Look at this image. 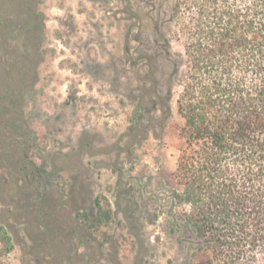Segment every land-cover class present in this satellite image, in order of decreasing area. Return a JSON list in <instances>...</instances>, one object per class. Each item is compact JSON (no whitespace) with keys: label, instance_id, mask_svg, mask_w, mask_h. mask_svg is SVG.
I'll list each match as a JSON object with an SVG mask.
<instances>
[{"label":"rangeland","instance_id":"374dc122","mask_svg":"<svg viewBox=\"0 0 264 264\" xmlns=\"http://www.w3.org/2000/svg\"><path fill=\"white\" fill-rule=\"evenodd\" d=\"M37 4L42 21L36 32L37 65L20 87L11 125L28 134L27 155L37 165L46 162L53 168L50 180L41 174L33 188L40 190L41 180L51 187L54 217L61 224L70 216L71 184L77 177L83 210L94 198L102 210H111V230H102V248L93 253L95 264H194L193 239L176 231L180 208L173 205V187L167 182L178 155L175 128L182 122L175 109L177 89L169 103L170 119L148 124L150 114L142 112L134 120L137 104L144 107L152 95L161 99L165 95L170 66L152 21L166 6L165 0H38ZM9 37L1 23L4 100L6 81L13 80L12 73L17 75ZM171 46L181 51L178 42ZM150 70L158 82L155 93ZM3 106L0 101V121ZM162 107L160 103L153 118L163 117ZM6 126L3 120L0 140L9 135ZM5 150L0 146V189H16L24 182L5 165ZM28 194L33 196L31 190ZM22 221L26 218L15 216L8 222L17 234L8 262L36 264L41 258L35 247L39 231L19 225Z\"/></svg>","mask_w":264,"mask_h":264},{"label":"trees","instance_id":"16d2710c","mask_svg":"<svg viewBox=\"0 0 264 264\" xmlns=\"http://www.w3.org/2000/svg\"><path fill=\"white\" fill-rule=\"evenodd\" d=\"M37 2L0 0V24L27 41L42 29ZM165 2L152 21L170 66L162 121L175 89L182 120L167 179L176 231L193 239L194 264H264V0ZM13 250L0 223V264Z\"/></svg>","mask_w":264,"mask_h":264},{"label":"flooded vegetation","instance_id":"af4514ba","mask_svg":"<svg viewBox=\"0 0 264 264\" xmlns=\"http://www.w3.org/2000/svg\"><path fill=\"white\" fill-rule=\"evenodd\" d=\"M8 18L12 20L11 22H15L12 17ZM14 27L16 29L13 28V32L11 31L12 29L6 30L10 35L9 41L14 48L12 55L17 59L16 65H14V68L17 69V75L14 76L12 73L11 77L13 80L9 79L6 81L8 91L4 96L5 100L0 97V101L4 105L0 123L3 125V120H5L9 125L5 127L9 135L0 140V146L6 149L2 153V157L7 162L5 165L10 167L9 170L11 172L21 177L24 185L19 184L16 189L14 186L9 189H0V221L5 230L12 236V240L16 238L17 234L15 228L8 222L10 219L15 220V216L16 218L17 216L26 218V221L19 222V225H30L31 229L35 228L34 226L38 228V237L40 239L35 244V247L38 248L41 258L37 259L36 264H95L96 259L93 253L96 249L100 250L102 248L100 242V235H103L102 230H111L109 227L111 225V216H113L111 210L107 212L106 210H102L101 203L96 201L95 198L88 206V210H83L85 206L84 200L80 196L81 190L75 184L76 181H79L77 177L75 182L71 184L74 196L72 197L73 199L69 200L70 216L68 215L69 217H67L65 224H61L60 220L58 221L54 217V205L51 200L53 190L51 187H45V181L41 180L40 190L33 188V183L39 181L41 174L45 175L46 180H50L53 168H50V165L46 162L42 165H37L26 153L29 139L28 134L23 133V130L18 126H11L16 118L13 108L17 101V95L21 90L20 87L24 83L27 73L36 68L37 63L35 59L38 56L37 51L39 46L36 32L31 34L32 39L28 38L27 41H22L20 38L22 31L18 30L21 27L20 24L17 23ZM33 31L34 29L31 33ZM1 36L5 35L1 32ZM26 62H31L32 65L25 67L24 63ZM22 66L24 67L20 70ZM153 72V70H150L149 73L153 77L152 92L155 93V87L158 85V82L154 78ZM1 87L3 88L5 85L3 84ZM160 103H162V100L157 94L156 96L152 95L147 100V106L143 107L141 104H137L136 114L134 115L135 122L142 112L150 114L148 124L153 119H156V122H162V116L159 119L152 116V113L154 114L158 111ZM16 166L18 170H14L13 167ZM30 190L33 196L28 194ZM33 201H35V204ZM31 220L33 223L30 222Z\"/></svg>","mask_w":264,"mask_h":264}]
</instances>
